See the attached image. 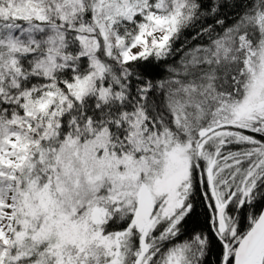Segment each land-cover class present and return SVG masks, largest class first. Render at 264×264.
<instances>
[{
	"label": "snow or ice",
	"instance_id": "snow-or-ice-1",
	"mask_svg": "<svg viewBox=\"0 0 264 264\" xmlns=\"http://www.w3.org/2000/svg\"><path fill=\"white\" fill-rule=\"evenodd\" d=\"M0 264H264V0H0Z\"/></svg>",
	"mask_w": 264,
	"mask_h": 264
}]
</instances>
